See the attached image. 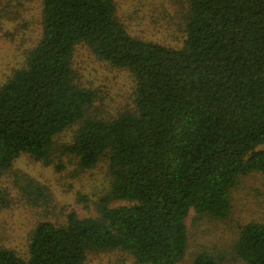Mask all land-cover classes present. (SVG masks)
I'll list each match as a JSON object with an SVG mask.
<instances>
[{"label": "trees", "instance_id": "trees-1", "mask_svg": "<svg viewBox=\"0 0 264 264\" xmlns=\"http://www.w3.org/2000/svg\"><path fill=\"white\" fill-rule=\"evenodd\" d=\"M185 2L173 48L129 34L114 0H42L39 41L0 83V171L21 154L50 164L57 135L76 126L60 152L82 171L106 157L109 184L96 215L38 222L25 254L0 247V264H83L112 249L134 264H178L190 210L226 219L239 179L264 173V0ZM78 44L131 73V110L88 113L96 93L77 81ZM233 251L264 264V223L240 225ZM193 264L218 261L202 251Z\"/></svg>", "mask_w": 264, "mask_h": 264}, {"label": "rangeland", "instance_id": "rangeland-1", "mask_svg": "<svg viewBox=\"0 0 264 264\" xmlns=\"http://www.w3.org/2000/svg\"><path fill=\"white\" fill-rule=\"evenodd\" d=\"M116 15L134 37L179 48L185 38V0H114ZM42 0H0V83L22 67L28 51L41 37ZM78 83L95 91L88 111L103 118L116 117L134 106L135 80L124 68L97 58L85 44L72 53ZM76 126L55 138L50 164L21 154L10 169L0 171V247L24 255L29 234L40 221L63 224L70 212L79 217L96 215L95 204L109 184L106 157L82 171L77 159L60 152ZM30 183V188L27 187ZM41 193L34 192L35 188ZM122 202H116L120 204ZM264 223V173L253 172L239 179L231 191V209L226 219L198 216L190 210L185 223L188 248L178 264H193L195 255L206 251L218 264H243L233 245L239 226ZM83 264H134L128 252L112 249L89 253Z\"/></svg>", "mask_w": 264, "mask_h": 264}]
</instances>
